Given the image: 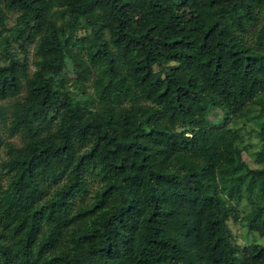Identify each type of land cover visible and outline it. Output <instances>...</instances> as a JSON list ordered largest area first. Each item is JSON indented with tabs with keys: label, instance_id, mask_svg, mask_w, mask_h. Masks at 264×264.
Returning <instances> with one entry per match:
<instances>
[{
	"label": "trees",
	"instance_id": "16d2710c",
	"mask_svg": "<svg viewBox=\"0 0 264 264\" xmlns=\"http://www.w3.org/2000/svg\"><path fill=\"white\" fill-rule=\"evenodd\" d=\"M0 100V264H264V0H0Z\"/></svg>",
	"mask_w": 264,
	"mask_h": 264
},
{
	"label": "rangeland",
	"instance_id": "374dc122",
	"mask_svg": "<svg viewBox=\"0 0 264 264\" xmlns=\"http://www.w3.org/2000/svg\"><path fill=\"white\" fill-rule=\"evenodd\" d=\"M14 14L8 13V17L6 20V25H9L12 22V17ZM30 57V53H29ZM72 79V75L66 74V80H65V86H67L68 90L72 95H78L77 92H75V88L71 86L70 82ZM89 82V81H88ZM90 88H87L86 93L90 92ZM0 106L3 108L4 111V119L2 122H0V136L2 139H7L15 144L18 143V137L16 135L13 136H7L6 132L3 129V124L6 123V117L8 115V100H0ZM246 138L248 139L249 147L247 150H244L241 152L242 159L246 162V164L249 167H254L257 164L253 161L251 151H254L257 148L256 139L254 138L252 132H248L246 135ZM241 212H244L248 209V205L241 202L239 206H237ZM229 227L233 236V241L237 245H242L246 243H257L264 245V234L263 235H257L254 232H248L245 230V226L241 224L239 221H229Z\"/></svg>",
	"mask_w": 264,
	"mask_h": 264
}]
</instances>
